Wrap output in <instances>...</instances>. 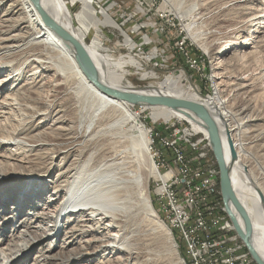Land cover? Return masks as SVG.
<instances>
[{"label":"bare ground","instance_id":"bare-ground-1","mask_svg":"<svg viewBox=\"0 0 264 264\" xmlns=\"http://www.w3.org/2000/svg\"><path fill=\"white\" fill-rule=\"evenodd\" d=\"M93 1L72 0L71 8L79 4L73 15L67 0H0V10L9 3L0 15V149L8 151L0 153V165L45 168L0 172V187L14 178L25 184L17 195L16 214L0 227L5 235L12 222L21 226L7 246L0 245V264L25 263L43 243L46 248L33 264H185L176 239L151 203L149 177L157 176V169L149 152L147 128L133 108L149 111L154 121L187 120L208 136L206 126L189 111L133 104L101 92L87 79L75 49L56 27L83 45L109 89L187 100L210 114L220 133L225 163L231 168L232 189L251 221V243L264 261V183L250 165L253 160L257 163L250 145L264 142V130H253L251 142L246 141L248 128H257L260 117L242 115L251 109L258 87L252 78L240 74L256 67L264 78V0L243 1L248 18L236 29V38L231 37L216 53L202 41L194 19L197 14L184 12L181 22H188L183 26L191 43L210 61L213 55L219 57L213 66L214 94L208 97L185 87L183 74L145 88L132 85L125 77L126 69L144 72V80L149 73L130 54L114 58L105 48L102 28L120 27L106 9L101 19ZM256 2L261 7L256 8ZM91 32L95 37L88 43ZM123 44L128 51L134 50L128 35ZM239 55L245 58L243 67L235 64ZM226 92L231 100L244 96L239 114L223 98ZM32 125L37 126L33 132L42 130L32 133ZM229 141L237 154L233 165ZM53 171L57 173L51 180ZM33 196L36 199L30 200ZM27 208L29 217L23 221L21 214ZM78 237L82 239L77 241Z\"/></svg>","mask_w":264,"mask_h":264},{"label":"rangeland","instance_id":"rangeland-1","mask_svg":"<svg viewBox=\"0 0 264 264\" xmlns=\"http://www.w3.org/2000/svg\"><path fill=\"white\" fill-rule=\"evenodd\" d=\"M243 1L244 0H218L215 3L209 4V0H112V2L116 3V6L114 8L115 13L112 14V17L120 25L121 30H103V33L100 34V39L105 43V45H108L107 47L110 48V51H113L114 58H119L121 56L130 54L140 62V65L145 70V72L149 73L150 78L144 80L142 77V74L144 72L138 71L135 68L133 69L132 67L126 69L127 73L125 74V77L132 85L139 88H145L150 84L158 85L159 83L163 82L168 76H178L180 74H183L186 75L187 78L185 87L196 89L203 96H212L214 94V83L212 81L213 66L217 62L219 57L218 55H213L210 61L202 51L194 46L190 41L191 39L188 35V32L186 33L187 30L185 29V26H183L188 22L182 23L181 19L184 18L183 16H185L184 12L197 14L194 15V19L196 22V26L200 34L202 35V41L203 43H205V45L208 46V49L211 52L216 53L227 45V42L231 40V37L236 38V29L241 26L243 21L248 18L245 17L243 13V6L244 4H246ZM99 2L100 0H95L94 6ZM67 3L69 5L71 13L75 15L79 10V4L71 8L70 6L75 2L73 3L72 0H67ZM6 5L2 8V10H0V15L5 12L7 8ZM255 5L256 8L261 7V4L258 2H256ZM102 8L106 9V6H102ZM96 11L100 10L97 8ZM100 18L102 19V17ZM257 25L258 24H256L250 30L254 31ZM162 29L163 34L160 33ZM90 34L89 38L87 39L88 43L92 38L95 37V34L93 32H91ZM249 34H252V32ZM125 35H128L134 42V50L128 51L126 47H124L123 43ZM107 36L110 37V41L109 39H106ZM183 39H185L186 44L183 47L184 49L181 50L179 45L177 44ZM144 47H146L147 54H144V58L140 59L139 52ZM161 51H164L165 54H162ZM158 53L162 54V57L154 60L156 59V55ZM158 60H161V62H158ZM235 60H237V62L235 61V64L238 63L239 66H244V57L239 55ZM191 62H193L194 65H192ZM258 65L260 67V62H258ZM248 71L249 72L247 73L245 71H240V74L252 78L254 85L258 87V91L251 98V109L247 113L243 114L242 117H245L246 119L256 116L260 117V120L256 123L257 128H248L249 137L246 138V141L251 142L250 140H252L253 130H264V78L260 76L261 72L256 67H252L248 69ZM21 83L22 82H19L17 86ZM230 97V92H226L223 95L224 99H228L230 109L234 113L239 114L244 96L241 95L235 100H231ZM133 110L134 112H137L141 123L146 126L147 129L161 128V131H164V119L162 120L161 118H159L160 120L158 122L153 123L152 119L150 118L149 111H141L139 108H133ZM174 120L176 119H173L170 122H173ZM36 124L37 123H35L34 125ZM34 125H32L33 127L31 126L32 133H37L38 131L40 132L42 130L39 128L38 130L33 132V129H37V126L35 127ZM250 147L251 152H253L257 156V163H254L253 160L250 163L251 168L257 175H259L263 179L264 183V142L259 145H250ZM6 148L7 147H3L2 149H0V153L6 152ZM22 167H26L27 170H37L38 168H43L37 164H15L12 166H7L6 164H4L0 165V172L12 171L14 173H21L23 171L14 170H18ZM56 173L57 171L51 172L49 178L53 180ZM14 179L16 180L11 184L0 187V211H2V214L0 215V227L4 226L5 221L16 214L17 211L15 207H17L18 203L20 202L17 200V195L19 190L22 189V187L25 185L23 182H21L23 181L21 178ZM154 191L155 182L151 174V177H149V195L152 205H155V203L153 202ZM5 192L7 193V196L4 195ZM2 193L3 195H1ZM8 193H11L12 195H8ZM9 197H11V201L7 200V198ZM29 199L35 200L36 197ZM6 203H10L9 207L7 206V208L5 207ZM155 206L157 209L155 207L154 209L158 211V206ZM34 212L36 211L34 210L33 213ZM27 213L28 208L21 214V220L24 221L25 219H27V217H29ZM20 228L21 226L19 227L16 222H12L7 226V233L5 235L0 229V245L3 247L7 246L12 240V237L10 236L17 235ZM62 236L63 235L61 233V237ZM77 239V241H79L82 238L78 237ZM43 244L36 246L32 254L28 256L29 258L27 260L25 259V263L19 264L35 263L34 257L37 254H40L46 248V246ZM60 244L61 242L59 243V245ZM176 246L180 258L185 264H187L185 258H183L185 254L184 256L181 254L184 252L178 247V239H176ZM76 264H86V262L83 261Z\"/></svg>","mask_w":264,"mask_h":264},{"label":"built area","instance_id":"built-area-1","mask_svg":"<svg viewBox=\"0 0 264 264\" xmlns=\"http://www.w3.org/2000/svg\"><path fill=\"white\" fill-rule=\"evenodd\" d=\"M95 6L102 18V6H106L107 15L117 23L112 17L115 2L100 0ZM106 29L113 28L103 27L101 33ZM106 39L110 41V37ZM185 44L183 39L177 45L183 50ZM145 51L146 47L140 50V59L147 54ZM163 125L164 131L147 129L149 152L157 169L153 202L171 237L179 240L185 260L190 264H255L224 205L220 172L208 136L187 120L164 121Z\"/></svg>","mask_w":264,"mask_h":264},{"label":"water","instance_id":"water-1","mask_svg":"<svg viewBox=\"0 0 264 264\" xmlns=\"http://www.w3.org/2000/svg\"><path fill=\"white\" fill-rule=\"evenodd\" d=\"M58 33L62 38L69 41L77 53V57L81 63L83 72L87 79L93 83L101 92L107 94L108 96L117 98L119 100L129 102V103H146L149 105H162L169 108L180 109L189 111L197 118H199L207 128L208 138L212 147L213 156L216 160L219 172H220V190L222 193V198L224 205L226 207L227 213L230 217V220L235 228V232L245 245L248 253L250 254L252 260L255 264H264V261L261 259L259 254L254 249L251 243L252 236V227L251 221L248 217L243 206L238 201L231 185L230 181V172L231 168L225 163L222 140L217 125L214 120L211 118L210 114L199 104L190 102L187 100L171 99L166 97H150L142 94H138L136 91L133 92H118L109 89L99 79L98 72L93 65L92 61L87 55L83 45L71 36L66 30L56 27ZM190 119L192 115L188 114ZM204 127V126H203ZM229 147L231 150V163L232 165L237 161V154L233 147L231 141H229ZM230 206L233 207L234 213ZM237 216L242 220L243 226L239 224Z\"/></svg>","mask_w":264,"mask_h":264},{"label":"trees","instance_id":"trees-1","mask_svg":"<svg viewBox=\"0 0 264 264\" xmlns=\"http://www.w3.org/2000/svg\"><path fill=\"white\" fill-rule=\"evenodd\" d=\"M153 206L156 208V206L153 204ZM157 209V208H156ZM247 250V249H246ZM184 256V253H181ZM185 258V256L183 257ZM186 263L189 264V262L186 260Z\"/></svg>","mask_w":264,"mask_h":264}]
</instances>
